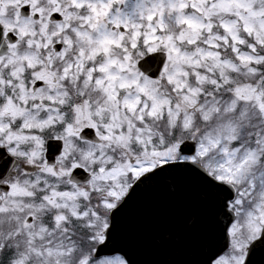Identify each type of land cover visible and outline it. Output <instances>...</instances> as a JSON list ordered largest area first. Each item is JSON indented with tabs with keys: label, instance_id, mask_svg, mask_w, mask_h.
Returning <instances> with one entry per match:
<instances>
[{
	"label": "snow or ice",
	"instance_id": "snow-or-ice-1",
	"mask_svg": "<svg viewBox=\"0 0 264 264\" xmlns=\"http://www.w3.org/2000/svg\"><path fill=\"white\" fill-rule=\"evenodd\" d=\"M0 264H264V0H0Z\"/></svg>",
	"mask_w": 264,
	"mask_h": 264
}]
</instances>
